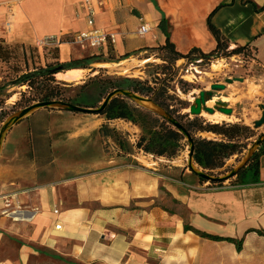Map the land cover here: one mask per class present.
Returning a JSON list of instances; mask_svg holds the SVG:
<instances>
[{
	"label": "crops",
	"instance_id": "obj_1",
	"mask_svg": "<svg viewBox=\"0 0 264 264\" xmlns=\"http://www.w3.org/2000/svg\"><path fill=\"white\" fill-rule=\"evenodd\" d=\"M87 1L94 28L115 38L98 51L71 42L88 30L78 9ZM222 5L211 23L229 49L249 45L253 61L264 64V0H0V39L38 47L54 36L60 61L69 63L108 48L121 56L163 45V19L177 53H209L216 43L206 20ZM140 18L149 27L143 36L137 34ZM68 71L81 72L80 83L86 70ZM103 124L102 118L39 109L6 134L0 146V264H264V155L257 183L200 182L193 159L176 180L158 173L162 160L106 159L98 135ZM237 156L212 173L227 178L228 169L241 166ZM5 199L22 213L4 216Z\"/></svg>",
	"mask_w": 264,
	"mask_h": 264
},
{
	"label": "trees",
	"instance_id": "obj_2",
	"mask_svg": "<svg viewBox=\"0 0 264 264\" xmlns=\"http://www.w3.org/2000/svg\"><path fill=\"white\" fill-rule=\"evenodd\" d=\"M151 1L154 3V0ZM221 7H223V5L215 8L206 20L208 31L216 43V47L213 51L202 53L200 50L192 49L187 54L177 53L168 40V35L165 29L166 22L162 19L158 28L165 36L164 44L158 45L154 48L139 50V52L152 51L157 52L160 55V60L163 62V64L159 66L160 74H164L168 67L167 61L169 55L172 56V61L180 59H227L234 56L240 57L244 60H254V48L252 49L249 45H245L229 49L227 40H225L220 32L212 25L211 18ZM262 9H264V7ZM254 10L256 12L260 11V9H256L255 7ZM0 44H5V42L0 39ZM20 46L23 45L20 44ZM15 47L16 45L12 48L14 49ZM27 48L30 50L34 49L31 47ZM47 49L49 54H53L51 63H47L45 66H32L30 69L25 65L24 71L16 68V71L12 72L13 76L10 78L8 86L26 87L27 89L20 94V100L13 104L9 112L0 111V123L3 122L10 112H16L17 110L21 111L35 103H49L56 101L82 108L95 109V107L83 106L73 102L71 99L65 98L62 87L65 83L58 82L55 79V75L76 68L86 70L91 64L101 63L102 55L94 54L92 56L62 64L58 62L57 47H50ZM12 51L13 50L9 49L7 46H5V48L0 46V60L2 62H7L8 59L12 57ZM107 53L111 57H114L111 48H108ZM135 53H137V51L118 57L124 60ZM93 79L94 81H97L96 76L93 77ZM163 82L164 79L155 80L153 86L149 85L147 82H140L128 78L119 80L108 79L103 82H97L107 96L116 91H123L126 93V95L118 94L112 97L105 108L97 114V116L102 118L105 122V124L99 128L98 135L102 141L108 139L113 141L115 145V156L130 159L138 154H142V156L145 157L150 156L154 161L162 160L165 164H159L158 173L179 180L183 171L188 169V167L183 166L182 168H176L170 166V163L179 157L180 153L187 145L189 146V150L190 148L193 149L192 159L201 173L215 179L211 181V185L221 187L226 180L229 181L230 186H246L251 183H257L259 175V159L264 155V139L260 142L257 150L250 155L243 165L239 166L235 171L227 170V172L230 173L227 178L219 179V175H214L212 173L213 171L222 168L225 160L242 153L245 148L242 140H247L253 136V131L249 127L240 124H204V122L196 119H193L186 124L175 121L184 130V133H182L180 130L175 129L167 120L156 116L148 110L130 104V102L135 100L131 98L133 96L141 99L148 98V101L159 107L171 117V111L166 103V100L168 99L166 96L167 90L163 85ZM4 89L5 86H0V93H2ZM1 103L3 104L4 101ZM114 121H124L138 128L140 134L135 142L131 143L127 137H122L114 129L109 128V124ZM203 132L212 133L219 136L221 139L220 141H211L195 138L196 133ZM187 136H189L190 142L187 140ZM198 179L200 182H205L204 179ZM184 229L189 231L191 228L186 226ZM194 233L202 238L214 241L220 240L218 237L210 236L196 230H194ZM228 241L235 243L238 250L241 248L240 242L233 239H228Z\"/></svg>",
	"mask_w": 264,
	"mask_h": 264
},
{
	"label": "rangeland",
	"instance_id": "obj_3",
	"mask_svg": "<svg viewBox=\"0 0 264 264\" xmlns=\"http://www.w3.org/2000/svg\"><path fill=\"white\" fill-rule=\"evenodd\" d=\"M0 46L3 48L7 46L9 49L13 50L12 57H10L7 62H2L0 60V86H5L4 91L0 93V111L9 112L13 104L20 100V94L27 89L26 87L8 86V82L13 76L12 72L16 71V68L24 71L25 65L29 69L32 66H45L47 63L52 62L53 54H49L47 48L39 46L31 47L28 45L20 46V44H17L14 49L12 47L15 45L0 44ZM27 47L34 49L30 50ZM53 48H55V46H53ZM98 54L102 55L101 63L89 65L88 69L84 72V79L80 83L64 84L62 86L65 98L71 99L73 102L80 105L92 106L95 107V109H98L107 95H105L104 90L99 87L100 84L97 82H103L108 79L119 80L128 78L140 82H147L149 85L153 86L155 80L164 79L163 85L167 90L166 96L168 98L166 103L169 106V110L172 114L171 118L173 120L186 124L193 119H196L204 122V124H213L201 117V114L199 116H192L189 113L190 107L194 104V100L199 97L201 92H211L212 97L207 100L205 107L213 109L214 112H218L216 108L230 109L232 113L227 117L234 118V121L232 122H221L218 125L240 124L249 127L253 131V136L251 138L242 140L245 148L242 153L236 157L235 161L242 164L257 150L258 147L255 150L256 140L264 135V124L257 129L254 128V123L260 120L262 107H264V64H258L253 60H244L240 57L210 59L203 62L193 61L194 59L172 61V56L169 55L167 61L168 67L164 74H160L159 66H161L163 62L160 60V55L157 52H137L124 60L120 59V57L115 54L113 55L114 57H111L107 52L102 54L100 51L96 55ZM57 57L58 62L64 64L60 61L58 54ZM73 60L79 59H72L71 61ZM132 61L139 63V66L132 70L129 75L120 74L119 71L114 69L115 66L121 65L125 62L131 63ZM217 67L218 69L216 70ZM95 76L97 77V81H94L93 79ZM186 77H189V79ZM234 79H241L242 82L234 81L232 84L226 83V80ZM215 84L223 85L224 90L212 91L210 88ZM13 96H15L14 100L10 101ZM143 100L144 101L133 100L130 104L148 110L156 116L166 120L162 110L156 106H154V108L150 107L149 104L152 106L153 104L148 101V98ZM2 101H4L3 104L1 103ZM46 110L56 111L57 109L46 108ZM17 111L10 112L7 115L3 122L0 123V130L8 120L20 112ZM202 111L205 112L203 109ZM73 115L88 118H100L97 115L75 113H73ZM109 128L114 129L122 137H127L131 143L135 142L140 134L138 128L129 123L122 124L114 121L109 124ZM195 138L215 140V137L211 134L205 135L196 133ZM99 142L106 159L113 158L116 161L124 159L115 156V145L112 140L108 139L102 141V139H99ZM188 156L189 146L186 145L179 157L173 162L187 167ZM147 157L152 159L150 156Z\"/></svg>",
	"mask_w": 264,
	"mask_h": 264
},
{
	"label": "water",
	"instance_id": "obj_4",
	"mask_svg": "<svg viewBox=\"0 0 264 264\" xmlns=\"http://www.w3.org/2000/svg\"><path fill=\"white\" fill-rule=\"evenodd\" d=\"M234 81L242 82L241 79H234V80H226V83L232 84ZM210 89L212 91L224 90V86L215 84V85H212ZM118 94L126 95V93L123 91H116L114 93H111L104 99V101L102 102V104L100 105V107L98 109H87V108H82V107L71 105V104H66L63 102H56V101L49 102V103H35V104L29 106L28 108L21 110L19 113H17L15 116H13L10 120H8L3 125L2 129L0 130V146H1L2 140L5 136V134L8 132V130H10L18 122L27 118L29 115H31L33 112H35L39 109L54 108L57 110L66 111V112L75 113V114L97 115L100 111H102L105 108V106L108 104L109 100ZM211 97H212L211 92H201L199 94V97L194 100V104L189 109L190 115L199 116L201 114L202 109L208 114H213L214 113L213 109L205 107L207 100H209ZM131 98H133L135 100L144 101L143 99L138 98V97H134V96ZM216 109L218 112H220L226 116H229L232 113V111L230 109H224V108H216ZM164 116H165L166 120L170 124H172L175 129L180 130L182 133H184V130L182 129V127L177 122H175V120H173L166 113H164ZM263 124H264V107H262V114H261L260 120L254 123V128L257 129L260 126H262ZM263 139H264V135L260 136L256 140L255 150L259 146L260 142ZM187 140L190 142L189 136H187ZM192 154H193V149L190 148L189 156H188L189 160L192 159ZM244 163H242L241 165H243ZM195 175L197 176V178L204 179L205 181L211 182L212 180H215L212 177H209V176H206L205 174H202L201 172H196Z\"/></svg>",
	"mask_w": 264,
	"mask_h": 264
},
{
	"label": "built area",
	"instance_id": "obj_5",
	"mask_svg": "<svg viewBox=\"0 0 264 264\" xmlns=\"http://www.w3.org/2000/svg\"><path fill=\"white\" fill-rule=\"evenodd\" d=\"M79 10L83 11L86 17V25L88 27L87 31L79 32L74 35L72 39V43L77 45L81 50H91L98 51L100 48L105 46L107 43H114V35L107 34L101 30L94 28V10L90 4V2H84L79 5ZM141 22L140 27L137 29V34L139 36H143L149 32V27L146 23ZM57 40L54 36H47L43 40L40 41L39 47L42 48H50L57 45ZM118 123L126 124L124 121H117ZM19 213H22L20 209H13L11 204L7 199L4 200V211L3 215L8 218H15L19 216ZM57 214V211H54ZM56 230L60 229V226L57 225L55 227Z\"/></svg>",
	"mask_w": 264,
	"mask_h": 264
},
{
	"label": "bare ground",
	"instance_id": "obj_6",
	"mask_svg": "<svg viewBox=\"0 0 264 264\" xmlns=\"http://www.w3.org/2000/svg\"><path fill=\"white\" fill-rule=\"evenodd\" d=\"M138 66H139V63L132 61L131 63L125 62V63H122L121 65L115 66L114 69L119 71L120 74H128L129 75L132 72V70H134ZM217 69H218V67L216 68V70ZM65 73L66 72L56 74L55 79L58 82L71 84V83H76L80 79V76H81V72H79V71H68L66 74ZM186 78L189 79V77H186ZM13 100H14V97H12L10 99V101H13ZM233 101H235V100H233ZM149 106L154 108V106H152L151 104H149ZM200 116L203 117L204 119H206L208 122H211L213 124H219L221 122H228L229 123V122L234 121L233 117H227L226 115H224L222 113H218V112H214L213 114H208V113L201 111ZM144 162H146V161L144 160Z\"/></svg>",
	"mask_w": 264,
	"mask_h": 264
}]
</instances>
